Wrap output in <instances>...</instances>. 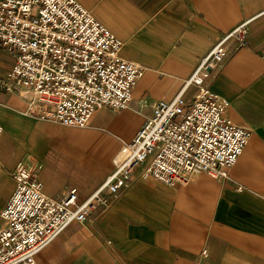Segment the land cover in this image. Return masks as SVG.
<instances>
[{
  "label": "crops",
  "instance_id": "obj_1",
  "mask_svg": "<svg viewBox=\"0 0 264 264\" xmlns=\"http://www.w3.org/2000/svg\"><path fill=\"white\" fill-rule=\"evenodd\" d=\"M77 1L122 40L121 56L144 76L128 109H101L78 129L28 116L29 93L6 89L13 64L0 67V228L20 162L38 175L46 196L76 188L87 199L156 104L175 99L217 42L251 21L248 44H233L211 81L230 104L227 119L252 132L230 178L198 174L188 185L169 187L139 168L110 208L73 223L36 263L264 264V0Z\"/></svg>",
  "mask_w": 264,
  "mask_h": 264
},
{
  "label": "built area",
  "instance_id": "obj_2",
  "mask_svg": "<svg viewBox=\"0 0 264 264\" xmlns=\"http://www.w3.org/2000/svg\"><path fill=\"white\" fill-rule=\"evenodd\" d=\"M250 22L217 42L175 99L156 104L87 199L80 200L76 188L61 198L46 196L38 175L20 162L15 191L1 213L0 264H37V255L73 223H86L102 205L110 208L139 168L169 187L188 185L198 174L228 180L252 132L227 119L230 104L211 81L233 44H248ZM122 46L77 0H0V51L14 58L6 89L29 93L30 117L86 129L101 109H128L144 70L121 56ZM3 133L0 124V141Z\"/></svg>",
  "mask_w": 264,
  "mask_h": 264
},
{
  "label": "rangeland",
  "instance_id": "obj_3",
  "mask_svg": "<svg viewBox=\"0 0 264 264\" xmlns=\"http://www.w3.org/2000/svg\"><path fill=\"white\" fill-rule=\"evenodd\" d=\"M13 62H14V58L12 54H10L8 51H5V50L0 51V67L1 68H6L9 65L13 64ZM53 166H57V160L53 162V164L50 165L51 168H53ZM74 170L80 171L79 169L76 170L75 168Z\"/></svg>",
  "mask_w": 264,
  "mask_h": 264
}]
</instances>
